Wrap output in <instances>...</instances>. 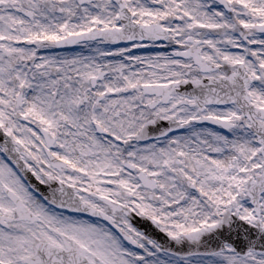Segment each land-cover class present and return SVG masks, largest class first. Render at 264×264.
<instances>
[{"label": "snow or ice", "instance_id": "obj_1", "mask_svg": "<svg viewBox=\"0 0 264 264\" xmlns=\"http://www.w3.org/2000/svg\"><path fill=\"white\" fill-rule=\"evenodd\" d=\"M0 264H264V0H0Z\"/></svg>", "mask_w": 264, "mask_h": 264}]
</instances>
